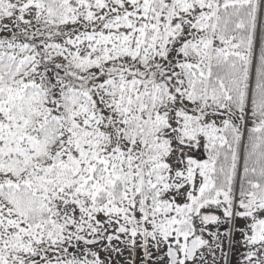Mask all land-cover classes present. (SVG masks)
I'll list each match as a JSON object with an SVG mask.
<instances>
[{
	"label": "snow or ice",
	"instance_id": "snow-or-ice-1",
	"mask_svg": "<svg viewBox=\"0 0 264 264\" xmlns=\"http://www.w3.org/2000/svg\"><path fill=\"white\" fill-rule=\"evenodd\" d=\"M0 264H264V0H0Z\"/></svg>",
	"mask_w": 264,
	"mask_h": 264
}]
</instances>
